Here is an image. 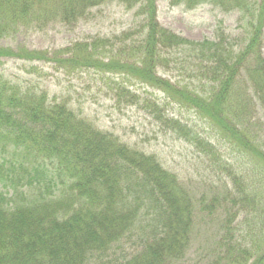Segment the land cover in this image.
<instances>
[{"label":"trees","instance_id":"16d2710c","mask_svg":"<svg viewBox=\"0 0 264 264\" xmlns=\"http://www.w3.org/2000/svg\"><path fill=\"white\" fill-rule=\"evenodd\" d=\"M111 1L138 8L136 32L52 53L0 45V57L133 79L194 109L235 160L225 161L206 139L198 142L220 177L212 195L197 199L156 155L100 132L47 89L0 76V264H178L197 220L220 211L217 243L224 250L215 248L220 253L210 264H264V0H172L188 9L210 2L241 12V38L222 31L201 41L161 25L157 0H0V41L17 27L78 22ZM185 56L196 63L194 77L207 79L200 84H210L204 96L157 75ZM170 121L183 134L189 130ZM128 241L134 249L120 254Z\"/></svg>","mask_w":264,"mask_h":264},{"label":"rangeland","instance_id":"374dc122","mask_svg":"<svg viewBox=\"0 0 264 264\" xmlns=\"http://www.w3.org/2000/svg\"><path fill=\"white\" fill-rule=\"evenodd\" d=\"M157 9L161 25L193 41L216 40L222 31L230 37L241 38L245 28L239 10H222L210 2L188 9L184 5L173 4L171 0H157ZM141 21L137 8L129 9L118 1H111L87 10L85 17L78 22L56 21L29 29L17 27L0 41V45L15 50L25 47L52 53L77 41L91 43L97 37L114 38L127 31L134 33ZM262 49L264 56V39ZM182 58L188 60L182 63L184 67L182 64L174 65L172 70L167 71L160 67L157 75L174 85L187 84L189 90L204 96L203 89L207 92L210 84H200L199 81L204 83L207 79L194 77L197 75L192 74V70L196 63L190 64L189 56ZM190 75L191 78L188 77ZM0 76L13 83L47 89L51 97L67 100L78 114L89 120L100 132L112 133L120 141L156 155L165 168L175 173L188 188L192 187L197 199L212 195L208 191L219 186L216 183L220 177L211 169L210 158L202 152L198 142L206 139L217 148L225 161L235 160L231 147L208 127L194 109L181 107L162 92L133 79L123 76L118 79L86 69L67 74L56 69L51 61H29L15 57H0ZM170 119L180 120L189 130L184 126L187 132L183 134ZM222 220V211L210 221L202 218L197 220L190 249L185 260L178 264L215 262L220 252L214 249L221 250L217 235ZM246 230L241 228L238 232L240 239L245 238ZM132 249L134 244L128 241L120 248L124 251L120 254L131 252Z\"/></svg>","mask_w":264,"mask_h":264}]
</instances>
